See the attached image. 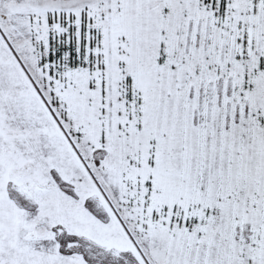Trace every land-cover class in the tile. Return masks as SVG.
<instances>
[{"label": "snow or ice", "instance_id": "obj_1", "mask_svg": "<svg viewBox=\"0 0 264 264\" xmlns=\"http://www.w3.org/2000/svg\"><path fill=\"white\" fill-rule=\"evenodd\" d=\"M0 264H264V0H0Z\"/></svg>", "mask_w": 264, "mask_h": 264}]
</instances>
